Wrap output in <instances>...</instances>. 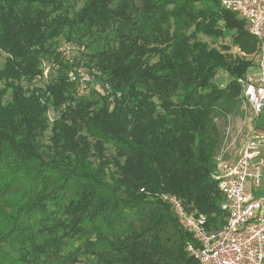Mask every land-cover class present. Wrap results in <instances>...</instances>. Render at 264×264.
Returning a JSON list of instances; mask_svg holds the SVG:
<instances>
[{
	"label": "trees",
	"instance_id": "trees-1",
	"mask_svg": "<svg viewBox=\"0 0 264 264\" xmlns=\"http://www.w3.org/2000/svg\"><path fill=\"white\" fill-rule=\"evenodd\" d=\"M245 26L220 0H0V264H196L161 195L225 223L215 119L252 68ZM60 38L86 44L108 94L74 99L64 66L36 80Z\"/></svg>",
	"mask_w": 264,
	"mask_h": 264
},
{
	"label": "built area",
	"instance_id": "built-area-1",
	"mask_svg": "<svg viewBox=\"0 0 264 264\" xmlns=\"http://www.w3.org/2000/svg\"><path fill=\"white\" fill-rule=\"evenodd\" d=\"M220 6L244 21L248 33L258 42L254 71L237 79L242 92L240 103L251 113L250 135L235 162L224 164L219 156L215 157L218 170L213 178L221 195L225 223L218 229H209L206 217L188 211L177 196L163 194L161 199L190 235L192 241L186 243L185 252L196 264H264V196L252 195L264 189V131L257 128L264 109V0H220ZM88 54L85 43L60 38L58 59H42L36 80L47 84L64 66L74 99L85 98L95 90L108 94L109 85L101 83L99 73L87 66Z\"/></svg>",
	"mask_w": 264,
	"mask_h": 264
},
{
	"label": "rangeland",
	"instance_id": "rangeland-1",
	"mask_svg": "<svg viewBox=\"0 0 264 264\" xmlns=\"http://www.w3.org/2000/svg\"><path fill=\"white\" fill-rule=\"evenodd\" d=\"M200 38L203 41L207 42L213 48L222 50L221 48L223 46H228L230 48V52L241 54L236 46L235 47L232 46L230 37H226L225 39H219V40H211L205 37H200ZM97 47L102 48L103 44H98ZM243 56L245 59L251 60L252 68L249 70V72L254 71L256 62H257V57H258V44H257V50L252 55L242 54V57ZM4 60H5V55L2 52H0V68L2 67L4 63ZM214 81L217 82L218 85L220 84L225 85L229 81V76L224 71L219 70L214 78ZM36 84L37 83H31V85H34V86H36ZM241 94L242 92L240 91V95ZM250 114L251 113L248 110L247 106H244L243 103L242 104L240 103V105L238 106V110L236 111L235 114L232 113V114H228L223 117L219 116L218 118L215 119L216 125L219 129L220 136H221V143L216 153V156H219L221 161L224 162V164L233 163L238 159L240 151L243 147V144L245 143V141L248 139L250 135V124L251 123H250V120H248L250 117ZM47 116H48L49 123L52 124L54 121L53 118L55 116V112L51 109L47 113ZM46 136H48V132L46 133ZM109 153H112V151H109Z\"/></svg>",
	"mask_w": 264,
	"mask_h": 264
},
{
	"label": "crops",
	"instance_id": "crops-1",
	"mask_svg": "<svg viewBox=\"0 0 264 264\" xmlns=\"http://www.w3.org/2000/svg\"><path fill=\"white\" fill-rule=\"evenodd\" d=\"M257 128L261 131H264V109L257 121ZM261 158L264 159V147L261 148ZM248 187V186H247ZM254 197L264 196V189L260 188L259 190H255L252 192Z\"/></svg>",
	"mask_w": 264,
	"mask_h": 264
}]
</instances>
